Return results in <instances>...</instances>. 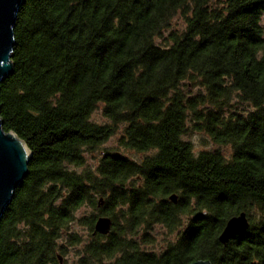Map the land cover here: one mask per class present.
I'll list each match as a JSON object with an SVG mask.
<instances>
[{"label": "trees", "instance_id": "trees-1", "mask_svg": "<svg viewBox=\"0 0 264 264\" xmlns=\"http://www.w3.org/2000/svg\"><path fill=\"white\" fill-rule=\"evenodd\" d=\"M15 37L0 112L32 158L0 264H60L83 242L73 264H264V0H23ZM99 103L110 123L90 119ZM119 124L140 159L106 148L87 166ZM192 129L217 147L196 152ZM242 211L250 227L222 244Z\"/></svg>", "mask_w": 264, "mask_h": 264}, {"label": "water", "instance_id": "water-1", "mask_svg": "<svg viewBox=\"0 0 264 264\" xmlns=\"http://www.w3.org/2000/svg\"><path fill=\"white\" fill-rule=\"evenodd\" d=\"M23 0H0V84L14 71L13 52L16 45L15 26ZM1 107V105H0ZM32 150L28 144L14 131H6L0 112V220L11 203L14 193L23 183L29 173V163ZM174 203L178 202V195L169 196ZM101 197L98 206L103 205ZM113 220L110 216L100 215L94 226V234L107 235L111 232ZM250 227V220L245 211L231 217L219 240L227 244L232 238L246 231ZM63 264V255H58ZM189 264H213L210 259H198Z\"/></svg>", "mask_w": 264, "mask_h": 264}, {"label": "rangeland", "instance_id": "rangeland-1", "mask_svg": "<svg viewBox=\"0 0 264 264\" xmlns=\"http://www.w3.org/2000/svg\"><path fill=\"white\" fill-rule=\"evenodd\" d=\"M172 25L175 28H182L184 26V23L183 20L179 16H177L176 18H174ZM157 42L161 43L162 40L157 39ZM194 90L197 91L198 88L195 87ZM103 108L104 104L99 103L98 106L91 113L90 119L100 124L110 123V119H108L104 115ZM124 128L125 124H119L116 129V132L107 141L100 144L96 151L86 152L87 166H96L101 154L103 153V150L106 148H118L131 158L140 159V157L143 155L142 153L126 149L120 146V139L124 134ZM183 138L193 144L194 150L196 152H199L201 150H211L217 147L216 144L211 140L209 135H207L203 131L192 129L187 134L183 135ZM77 169L80 170L81 168L78 167ZM73 229L78 230L83 235L84 239L87 238L85 228H83V226L80 225L78 222L76 224H73ZM150 234L153 236L154 242L147 246L149 248H155L158 251H161L164 248L166 241L170 238L168 230L160 224L155 225V228L153 230H150ZM83 243L68 246V252L66 255H64L65 258L63 264H73L77 260V258L79 257V253L82 249Z\"/></svg>", "mask_w": 264, "mask_h": 264}]
</instances>
